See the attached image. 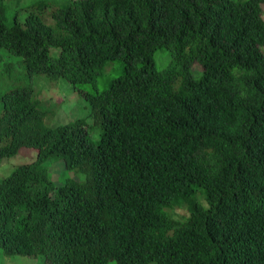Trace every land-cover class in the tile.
<instances>
[{"label": "trees", "instance_id": "16d2710c", "mask_svg": "<svg viewBox=\"0 0 264 264\" xmlns=\"http://www.w3.org/2000/svg\"><path fill=\"white\" fill-rule=\"evenodd\" d=\"M262 5L0 0V78L9 83L0 86V161L37 152L0 179L2 255L264 264ZM162 51L169 60L159 69ZM3 55L29 78L69 83L89 114L46 124L33 89L13 88L22 73ZM54 159L83 180L55 184ZM181 206L188 216L176 220Z\"/></svg>", "mask_w": 264, "mask_h": 264}, {"label": "rangeland", "instance_id": "374dc122", "mask_svg": "<svg viewBox=\"0 0 264 264\" xmlns=\"http://www.w3.org/2000/svg\"><path fill=\"white\" fill-rule=\"evenodd\" d=\"M263 18H264V5H262ZM3 59L12 62L17 70L18 81L12 85L15 87H31L34 91L35 97L42 102V109L47 113L45 117L46 124L61 125L68 121H74L76 118H81L89 114L90 109L87 102L79 96L78 92L74 91L69 83L58 80L51 82L47 76L39 75L29 78L26 70L22 64H18L19 58L14 56L3 55ZM167 54L165 51L158 52L155 56V65L157 68H163L164 64L168 62ZM118 63H111L108 70L105 72L103 79L97 83L98 90L103 89L105 80L114 77L117 72ZM196 72L200 71L198 66L194 67ZM9 83L7 80L0 78V86L2 89H7ZM98 129V128H97ZM99 130V129H98ZM94 140H97L94 139ZM37 152L35 150H23L16 157L0 161V179L6 178L20 165L29 163L36 158ZM50 179L55 184L63 183L67 178L83 180V176L75 172H68L64 169L63 163L58 162L56 159L49 160L46 163ZM172 216L176 220H183L188 216V211L185 206L175 208ZM0 264H48L41 257H22L2 255L0 251ZM107 264H117L115 261H109ZM155 264V263H152Z\"/></svg>", "mask_w": 264, "mask_h": 264}]
</instances>
